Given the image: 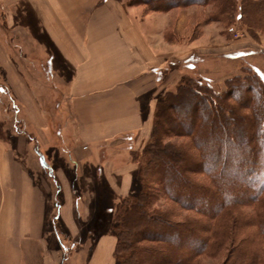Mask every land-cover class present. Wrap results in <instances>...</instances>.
<instances>
[{
    "label": "crops",
    "instance_id": "0c3cea01",
    "mask_svg": "<svg viewBox=\"0 0 264 264\" xmlns=\"http://www.w3.org/2000/svg\"><path fill=\"white\" fill-rule=\"evenodd\" d=\"M1 1L9 11L17 9L13 18L17 32L32 35H22L20 41L28 47L23 50L21 44L18 50L12 47L9 29H3L0 36V85L8 92L0 95V103L4 97L12 98L23 125L21 132L12 131L9 141L18 137L24 150H42L52 142L47 134L51 121L44 102L46 94L54 91L52 83L60 79L66 85L63 95H69L79 136V149L71 152L72 165L88 163L95 156L103 159L100 150L116 143L117 136L146 131L150 134L154 93L158 84H164L159 81V72L168 52L155 45L153 34L147 33L148 25L139 17L143 8H130L132 4L125 0ZM12 17L13 13L9 14L7 23ZM28 55L51 58L54 66L48 81L20 59ZM92 148L96 149L93 153ZM23 153L17 143L0 138V264H61L65 259L63 243L68 239L60 224L72 235L78 233L84 213L81 200L69 188V176H59L65 199L56 209L55 219L60 222L62 234L58 233L56 220L51 217V186L36 182L37 175L29 171ZM108 163L114 165V170ZM104 164L106 173L111 180L114 178L113 192L106 194V200L113 195L121 201L130 192L135 177L132 163L118 164L108 159ZM116 243V235L96 240L87 264H113Z\"/></svg>",
    "mask_w": 264,
    "mask_h": 264
},
{
    "label": "rangeland",
    "instance_id": "374dc122",
    "mask_svg": "<svg viewBox=\"0 0 264 264\" xmlns=\"http://www.w3.org/2000/svg\"><path fill=\"white\" fill-rule=\"evenodd\" d=\"M125 1L132 4V6H129L130 8H134L135 6L133 5L143 8L139 17L146 22V26L148 25L146 28L147 33L153 34L155 45L161 46L165 53L168 52L165 55L167 59L165 60L164 68L159 72V81L164 84H158L157 91L154 93L155 102H157V99H162L163 94L167 93V90H176V84H181L183 82L186 84L187 81H189L190 84H210L215 91L222 92L227 80L234 78L236 75L254 80L250 76H253L254 72H257L264 77V0ZM11 11L13 17L10 18V23H7V17L9 14H12ZM11 11H9L5 4L0 0V36L3 29L7 28L11 31L9 40L14 43L12 44V47H15L14 49L18 50L21 44L22 50L23 48L28 49V47L23 46V41H20V39H23L22 35L24 34L22 33L20 35L17 32V24L13 21V18L17 15V9H11ZM29 35L31 34L26 33L24 36L29 37ZM17 50L16 52L18 53ZM15 58L18 59L19 56H16ZM20 59L25 61L27 65L30 66L29 68L31 70L33 67L36 68L37 75L40 74L44 80L48 81L50 79V72L53 70L54 66L50 57L39 59L35 56L28 55ZM54 68H56V66ZM53 78L54 77H51L52 81ZM0 80H2L1 72ZM166 81H168V83H166ZM61 82L60 79L59 82L52 83L55 84L52 86L54 91H49L48 94H46L45 99L47 102L43 101L47 106V108L44 107L47 117L50 121L52 120L51 127L47 128V130L50 129L47 134L48 137L52 139V142L48 143L47 147L41 150L47 158L48 166L46 162L42 160L40 152H37L34 147L33 149L28 147L24 150L22 141L15 136H13L12 141H9L11 139L9 138V135L14 133L12 131L17 130L21 132L23 130V125L17 116V105L14 103L15 109H13V104H11L10 99H7L6 97H4L0 103V138L11 144L16 145L17 143L18 146L20 145V152H24L23 159L26 162V166L31 173L37 175L38 180L36 182H45L51 186V192L49 194V197L52 199L50 205L53 206L51 217L53 220H56V224H60L58 219H55L57 214L56 203L59 202L61 205L65 199L63 192L64 187L60 184L59 176L62 179L65 174L69 176L70 180L68 186L73 191L72 193L75 198L81 200L80 209L82 210V213L84 210V213L82 215L79 213V216L81 215L83 217L81 218V222H78L79 230L76 235H72L70 230L60 224V226L63 227V233H65L63 236L69 240L64 241L65 243H63V247H72L71 252L61 264H87L91 253L96 247V240L103 238L104 235L117 236V233L112 226L115 224L113 220V211L117 210V206L120 205L119 197L117 196L114 197L112 195V198L107 200V208L109 212L112 213L109 215H103L105 220L109 219L110 229L107 230V227L102 225V221L100 222L97 220L99 214H95L97 204L96 199L100 196V193L99 188L96 186L97 179L95 178L96 174H94V172L97 167H99V173H102L103 170L105 174L104 187L102 190H104L106 194L112 193L113 189L111 184L114 183V178L111 180V176L106 173V165L104 162L108 159L115 160L118 164H125L126 162L131 161L132 157L129 152L131 150L130 148L134 149L138 145H142L152 134L150 133V135L148 131H146L144 134L137 132L117 136L114 139L116 143H111L112 145L109 144L110 146H105L100 150L103 159H99V157L95 156V159H91L88 163L77 164V166L72 165L67 151L62 147L64 144H62V140L65 142V145L63 146H69L68 149L73 153L79 149V136L75 129L71 104L70 100H68L69 95H63L66 85L61 84ZM63 86L65 89H63ZM0 95L8 94L2 90L0 91ZM189 101L190 96H187L185 102ZM167 127H170L169 124ZM58 129L59 131L61 130V134L58 133L55 135V130ZM168 140L169 138L166 139V141ZM170 140L177 146L190 143V139L186 137H172ZM60 141L61 145H59ZM53 144L55 146H53ZM92 149L93 153L96 149ZM99 149L100 148H97V150ZM87 152L90 153L91 149H88ZM186 164L183 166H174V168L178 170V174L174 177L175 179H173L175 181L173 188H170L169 190L175 195H182L189 192V190H187L189 185L182 181V176L185 175L188 168H193L195 164H190L189 166ZM108 165H111V163H108ZM137 167L138 165L134 163L130 167L132 171L134 169L133 173L135 175L131 182V189L134 188L136 191H139L141 183L137 185H135V183H139L143 178L140 169ZM76 168L77 170H75ZM111 168L114 170V165H111ZM169 169L170 168L160 166L158 174L163 176V172L170 171ZM51 170H54V174L57 176L55 178L61 186L60 191L57 190V185L54 179L50 176ZM115 175L116 173H114V177ZM116 176L117 178H120L119 174ZM75 178L78 179L75 180ZM193 178L202 186H204V184H212L210 178L203 172H198ZM224 183H226V181ZM239 183L241 182L238 181V179L233 182V187L235 188H233L234 191L240 188L238 186ZM255 184L256 183L253 184L252 182L250 186ZM48 185H46V187ZM154 186L156 191L152 192L153 198L150 200V208L167 212L169 214V218L177 227L174 232L175 235H177V239H171L168 236L167 240L169 243L142 241V245L151 248L159 247L160 250L157 254L145 252L144 255L139 257L140 261L142 259L140 264H160L170 258H173L175 261L177 259L187 261L186 256L181 258L180 255L182 252L192 253L193 249L198 248V246L193 247L190 245V241L193 239L190 234L191 228L194 229V237L197 238L198 234H204L203 227L206 222H210V218L203 215L202 212L198 210L183 208L178 202L166 197L165 193L162 191L163 187L161 185L155 183ZM203 194L205 195V191L200 190L191 192L187 196L188 198H197L198 201H194L195 206L200 208L201 211L212 212L214 208H208V205L206 206L204 202L200 201L203 199ZM130 195H132V193ZM232 196L233 195H228L226 192L224 194L217 193L215 197L213 196V199L224 197L231 198ZM244 198L247 199L248 197L245 196ZM214 205L217 204L215 203ZM256 212L257 211H255L254 208L244 207L243 211H240L237 215H246L250 217ZM189 221H192L194 224L188 225ZM59 224V230H57L58 233L61 231ZM160 225L163 226L162 224ZM242 227L245 229L238 230L237 245L245 247L252 245V243L256 245L257 229L255 226L248 225ZM88 228H93V231L99 232L100 235L93 239V236L91 235L92 233H90L87 238L86 232ZM153 230L158 231L156 228H149V231L153 232ZM179 233L182 234V236L185 235V237H181L179 240ZM146 234L149 235L150 233ZM243 238H245V240H243ZM171 247H173V249L169 250ZM226 247H228V245L225 246L216 256L206 255L201 257L197 261V264H225L228 255V249ZM260 247L264 248V242L261 243ZM115 251L113 254L114 260L111 258L113 264H116Z\"/></svg>",
    "mask_w": 264,
    "mask_h": 264
},
{
    "label": "trees",
    "instance_id": "16d2710c",
    "mask_svg": "<svg viewBox=\"0 0 264 264\" xmlns=\"http://www.w3.org/2000/svg\"><path fill=\"white\" fill-rule=\"evenodd\" d=\"M250 77L254 80L234 76L227 80L222 92L215 91L210 84H190L187 81L186 84H176V90H167L162 99H157L153 112V130L151 128L150 132L152 135L142 145L130 148L131 163L138 165L143 178L135 185L141 183V187L139 191L130 189L122 197L117 210L113 211L115 224L112 226L118 237L116 264H140L142 259L140 261L139 257L145 252L157 254L160 250L159 247H146L141 244L142 241L167 243L168 236L177 239L174 233L177 227L169 214L150 208L152 192L156 191L155 183L163 187L166 197L178 202L183 208L198 210L210 218V222H206L203 227L204 234H198L197 238L191 228L193 239L190 245L198 248L193 249L192 253L182 252L181 258L186 256L187 261L170 258L160 264H197L201 257L216 256L227 245L225 264H264V248L260 247L264 242V77L257 72ZM2 90L6 92L4 85H0V91ZM187 96H190L189 102H185ZM10 102L15 109L12 98ZM168 124L170 127H167ZM58 133L61 134V130H55V135ZM172 137H186L190 139V143L177 146L171 142ZM62 147L67 151L69 159H72L69 146ZM36 151L40 152L42 160L48 166L44 152L37 147ZM185 164H195L182 176V181L189 185V192L175 195L169 190L173 188V179L178 174L174 166ZM160 166L170 168V171L163 172L162 176L158 174ZM98 168L94 174L100 196L96 199L95 214H99L97 220L102 221V225L108 230L109 219L105 220L103 215L112 213L107 208L106 193L102 190L104 173L103 170L99 173ZM198 172L206 174L212 184L199 185L193 178ZM50 176L60 191L61 186L55 178L54 170H51ZM237 179L241 182L238 185L240 188L234 191L233 182ZM250 182L256 184L250 186ZM200 190L205 191L200 201L208 205V208H214L212 212H203L195 206L196 197L188 198L187 195L191 192ZM225 192L233 196L213 199L217 193ZM245 196L248 198H244ZM56 205L58 207L59 202ZM244 207L254 208L257 212L250 217L238 216ZM189 224L194 223L189 221ZM248 225L257 229V246L253 243L248 247L237 245L238 230L245 229L242 226ZM58 228L56 224L55 229L59 230ZM149 228H156L159 232L149 231ZM90 233L93 239L100 235L93 228H88L87 238ZM179 235V240L185 237L180 233ZM64 249L66 259L72 247L64 246ZM171 249L173 247L169 250Z\"/></svg>",
    "mask_w": 264,
    "mask_h": 264
}]
</instances>
